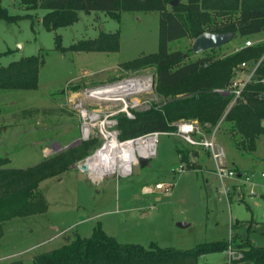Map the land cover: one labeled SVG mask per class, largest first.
Here are the masks:
<instances>
[{"label":"rangeland","instance_id":"374dc122","mask_svg":"<svg viewBox=\"0 0 264 264\" xmlns=\"http://www.w3.org/2000/svg\"><path fill=\"white\" fill-rule=\"evenodd\" d=\"M250 2L264 5V0ZM0 6L14 17L13 23L0 21V67L30 56L44 61L35 90H0V168L25 170L49 162L57 169L55 174L40 181L33 200L17 205L13 209H19L13 213L6 211V218L1 215L0 264H31L35 256L62 247L75 235L89 238L98 225L119 243L144 248L155 243L161 248L189 250L200 243L233 238V246L222 253L201 256L196 264H246L242 261L245 248L240 244L249 242L264 247V178L261 177L264 135L255 141L253 152L237 149L239 137L231 134L224 121L227 108L212 130L219 125L216 139L225 151L226 168L234 170L233 178L220 180L214 164L206 158L200 162L203 168L194 163V158L208 157L207 154L172 134H160L156 156L149 158L145 167H140L137 161L128 177H121L118 172L101 176L94 172H100L99 169L87 168L93 171L92 179L100 180L93 183L79 168L102 145L98 128L94 129L93 138L82 140L80 106L89 114L93 110L106 112L112 107L110 103H82L80 96L85 90L145 77L147 82L139 79L148 83L149 91L137 97L142 105L141 110L133 112L134 116L186 97L182 89L171 90L157 84L152 60L136 61L158 51L157 12L122 13L119 22L102 12H79L73 25L47 31L42 19L48 11L36 8L32 0H1ZM238 11H228V16L223 18H216L215 12H211L212 24L204 30L235 20ZM100 33H118L119 51L68 49L80 41L95 39ZM56 35L60 36L64 50L55 49ZM247 41L255 48L262 47L260 56H264V32L246 39L236 36L227 45L198 55L191 50L194 38L170 42L168 49L185 55V63L211 57L218 64L244 50ZM260 56L258 59L244 56L243 62L233 64L230 78L225 84L215 86L213 92L226 90L232 82L243 80L248 72L244 70L239 75L241 64L252 68ZM219 72L218 65L204 67L184 86ZM103 115L100 114L97 125L104 121ZM180 122L196 123L203 131L210 128L209 125L203 128L194 119L168 120L174 129L167 133H175ZM178 149L190 152L189 161L194 168L179 161ZM180 165L184 171L179 173ZM196 168L202 170L192 172ZM238 181L245 184L236 185ZM26 186L19 184L5 189L6 182H0V198L16 194ZM178 223L188 227L180 228Z\"/></svg>","mask_w":264,"mask_h":264},{"label":"trees","instance_id":"16d2710c","mask_svg":"<svg viewBox=\"0 0 264 264\" xmlns=\"http://www.w3.org/2000/svg\"><path fill=\"white\" fill-rule=\"evenodd\" d=\"M1 1V0H0ZM28 1V0H23ZM36 8L48 11L42 19V25L47 31L65 28L78 21V13L102 12L120 21L122 13L157 12L159 14L158 51L136 61L152 60L156 69L157 84L167 89H182L186 97L177 99L161 106L137 113L133 120L124 115L117 117V128L120 140L136 138L149 133H165L174 128L169 121L194 119L203 128L209 125L206 132H211L233 96L213 92L214 87L223 85L230 78V68L233 64L245 59L244 56H254L256 59L263 50L254 46L246 47L231 59L216 63L211 57L185 63V55L179 51L170 52L168 44L185 38H194L205 32L227 34L234 33L235 37L246 39L264 32V5L252 4L250 0H185L176 6H170L175 0H32ZM234 9V10H233ZM233 21L214 25L208 30L216 18L228 16V11H237ZM233 16V15H230ZM13 18L7 15L0 6V21L13 23ZM118 33H100L92 40L80 41L68 49L77 52H118L120 48ZM56 50H64L60 36H55ZM76 48V49H74ZM212 49L209 51H214ZM63 52V51H62ZM2 54H0L1 56ZM262 57V56H260ZM147 58V59H146ZM243 62V61H242ZM44 61L38 56L14 61L6 67H0V90H35L38 85L39 68ZM218 65L220 72L187 86L184 84L204 67ZM264 57L257 68L255 78L243 89L241 98L234 104L225 116L228 130L238 136L237 149L244 152L255 150V141L264 135ZM180 161L189 167L191 164L188 150H176ZM57 171L56 165L44 162L29 169H1L0 182L10 187L27 184L24 190L0 198V217L6 218L5 212H15L17 205H22L34 199L36 187L43 179L52 176ZM33 192V194H32ZM23 203V204H24ZM28 206V204H27ZM23 207V206H22ZM233 238L227 241L200 243L189 250L161 248L151 243L148 248L137 244H122L108 236L98 225L93 229L89 238L75 235L70 242L49 253L35 256L31 264H196L199 257L222 253L233 246ZM243 249L242 261L246 264H264V247H255L249 242L240 244ZM10 264H25L14 262Z\"/></svg>","mask_w":264,"mask_h":264},{"label":"built area","instance_id":"2783aa9c","mask_svg":"<svg viewBox=\"0 0 264 264\" xmlns=\"http://www.w3.org/2000/svg\"><path fill=\"white\" fill-rule=\"evenodd\" d=\"M252 42L247 41L245 42V47H251ZM264 57V56H263ZM263 57L256 63L252 68H250L246 63H242L240 66L239 70V75L244 74V70H247V74H245L244 79L240 81H234L231 83L230 88L226 90H221L218 91L217 93L221 95H232L233 98L228 106V110L236 104V102L241 98V93L243 89L248 85L250 82H252L255 78L257 68L259 67L261 61L263 60ZM139 78H143L146 81L145 77H137V78H128L124 80H120L116 83H123L125 81H132V80H137ZM147 82V81H146ZM144 83L143 87H140L138 89H134L132 91H129L130 93L126 96H119L120 100H110L107 102L106 100L103 101L101 97L99 96H89V98L85 97V93L87 91H90L91 89L85 90L82 95L80 96V99H82V103H86L87 101H92V102H97L98 104L100 103H110L111 108L108 109L106 112H102L101 110L97 111H92L91 114H89L84 107L80 106L79 112L82 115L83 118V123L81 125V134H82V140H90V138L94 137V129L98 128V136L102 139V145L99 148L102 149L105 144L108 142L112 141H117L119 144H126L128 142H136V141H150L153 144V149L149 151L148 157L144 158L148 160L149 158H154L156 156V142L157 138L160 134H166V135H174L176 137H179L182 139L184 143H186L188 146L196 149H201L204 152H206L210 159L214 163V172L216 173L217 177L220 180H226L235 177L234 171L227 169L226 164H225V151L222 148V146L217 142L216 139V133L218 128L212 130L211 132L207 133L206 131H203L199 125H196V123L192 122H180L177 124L176 132L175 133H159V132H154V133H149L146 135H142L136 138L132 139H127V140H120L119 139V134L117 132L116 126H117V119L116 117L120 114L124 115L127 119L133 120L135 118L133 112H137L138 110H141V105L138 96H142L148 93L149 91V85L148 83ZM261 83H264V79L261 80ZM111 85V84H109ZM107 86V85H104ZM103 87V86H100ZM138 99V100H137ZM123 100L126 101L125 105L123 108H119L118 106L122 105ZM101 113H104L103 119L104 121L100 123V125L96 124V121L99 120V116ZM85 130V132H84ZM92 157V156H91ZM91 157L87 158L86 161L84 162L83 165H81L79 168L82 172L86 173L89 178L92 180L93 183L100 182V180H93L90 177V173L88 174L86 172V162L89 160ZM184 171L183 166H179L178 172ZM132 173V168L130 171L125 174V175H119L121 177H128ZM261 177L264 178V173L261 174ZM103 180V179H102Z\"/></svg>","mask_w":264,"mask_h":264},{"label":"bare ground","instance_id":"6f19581e","mask_svg":"<svg viewBox=\"0 0 264 264\" xmlns=\"http://www.w3.org/2000/svg\"><path fill=\"white\" fill-rule=\"evenodd\" d=\"M144 83L141 79L125 81L123 83L114 84L111 86L97 87L87 91L85 97L99 96L103 101L109 102L110 100H120L119 96L128 95L134 89L143 87ZM126 101L123 100L122 105L118 106L123 108ZM85 132V130H84ZM153 144L150 141H136L128 142L126 144H119L117 141L108 142L102 149H98L90 160L86 162V172L89 174L93 171H87V168H97L100 170L101 176H106L118 172L120 175L127 174L132 165L136 164L139 158H147L150 149H153ZM94 180V179H93Z\"/></svg>","mask_w":264,"mask_h":264},{"label":"water","instance_id":"95a60500","mask_svg":"<svg viewBox=\"0 0 264 264\" xmlns=\"http://www.w3.org/2000/svg\"><path fill=\"white\" fill-rule=\"evenodd\" d=\"M179 3H180V0H175L171 2L170 6L176 7ZM234 37H235L234 33L217 34V33L205 32L195 39V42L191 50L194 55H198L200 53H203V52H206L212 49H218L230 43L234 39ZM154 82L155 80L152 81V84H154ZM261 127L264 128V122L261 123ZM74 145L75 144H73L72 146ZM138 164L140 167H145L147 166V160L144 158H139ZM177 226L180 228L188 227V225L185 223H178Z\"/></svg>","mask_w":264,"mask_h":264},{"label":"crops","instance_id":"0c3cea01","mask_svg":"<svg viewBox=\"0 0 264 264\" xmlns=\"http://www.w3.org/2000/svg\"><path fill=\"white\" fill-rule=\"evenodd\" d=\"M228 106H229V105H228ZM228 106H227V109H228ZM227 109H226V110H227ZM228 111H229V110H228ZM218 126H219V125H218ZM218 126H217V128H219ZM205 153H206V152H205ZM206 154H207V153H206ZM178 156H179V155H178ZM207 156H208V157H203V156H202V157H200L199 159H198V158H194V163H197L199 166H201V168H203V166L200 164L201 160H202V159H205V158H206L207 160H211L208 154H207ZM179 161H180V157H179ZM180 162H181V161H180ZM211 162L213 163L212 160H211ZM181 163H182V162H181ZM183 164H184V163H183ZM197 164H196V165H197ZM213 164H214V163H213ZM147 165H148V164H147ZM180 166H181V165H180ZM205 168H206V167H205ZM206 169H207V168H206ZM213 169H214V168H213ZM229 169H232V168H229ZM201 170H202V169H201ZM201 170H199V168H196V171H192V170H191V171H192V172H199V171H201ZM232 171H234V170H232ZM179 173H180V172H179ZM240 176H241V175H238V177H240ZM239 183H241V184H239ZM242 184H245V183H242L241 181H240V182L238 181V183H237L236 185H242ZM234 186H235V185H234ZM142 190H143V189H142ZM229 191H230V188H228L227 192H229ZM227 195H228V193H227ZM155 199H156L157 201L160 200L159 197H155ZM51 228H52V227H51ZM52 229H53V228H52ZM230 238H231V237H230Z\"/></svg>","mask_w":264,"mask_h":264}]
</instances>
